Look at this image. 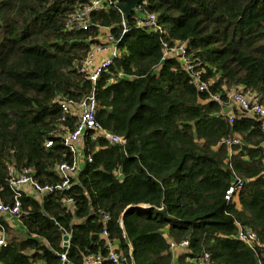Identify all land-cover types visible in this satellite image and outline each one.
<instances>
[{"label":"trees","instance_id":"16d2710c","mask_svg":"<svg viewBox=\"0 0 264 264\" xmlns=\"http://www.w3.org/2000/svg\"><path fill=\"white\" fill-rule=\"evenodd\" d=\"M88 1L0 0V201L11 202L9 169L29 170L40 187L60 184L55 169L71 160L62 137L76 117L58 101L88 94L79 70L100 28L120 54L96 82L94 120L124 141L85 132L82 167L67 188L20 194L24 234L0 217V264H59L62 233L63 264H82L105 256L102 230L126 264H264V138L255 119L232 110L229 122L222 112L230 92L264 106V0H141L126 19L111 6L89 12L84 31L66 28ZM147 15L162 34L135 26ZM161 42L184 47L207 92ZM233 136L238 145L221 143ZM238 227L257 245L238 241ZM164 236L185 241L188 253L172 261Z\"/></svg>","mask_w":264,"mask_h":264},{"label":"built area","instance_id":"2783aa9c","mask_svg":"<svg viewBox=\"0 0 264 264\" xmlns=\"http://www.w3.org/2000/svg\"><path fill=\"white\" fill-rule=\"evenodd\" d=\"M117 0H89L80 9L73 12L66 20L65 27H75L78 30H86L88 27V13L91 11L106 10L113 6ZM120 12V10L118 9ZM134 12L138 13V5L133 9ZM121 13V12H120ZM136 27L152 28L156 30L157 33L162 34V30L159 26L155 24V18L153 15H147L144 19L135 21ZM120 32L124 34L127 29L123 22L120 23ZM99 33L95 37V42L90 44L86 53V56L80 66V73H83L85 79L90 83V89L86 96H84L78 102H73L72 100L62 98L58 101V106L61 114L74 115L76 117L75 125L72 131L65 133L62 137V144L67 148L71 155V160L69 163L63 162L57 165L56 173L60 178V184L56 186H43L37 185L31 178L30 172L27 169H23L19 172H14L12 169L8 170L9 180L8 187L11 191V202L3 203L0 201V217L9 216L12 218L18 217L19 212V197L24 190H28L29 196L38 197L41 194L51 191L52 189L67 188L71 180L75 179L78 172L76 166L77 152L76 144L80 140L85 132H91V139L99 136L104 138L110 144L124 143L121 137L110 135L102 131L94 120L95 112V99L94 92L96 88V82L100 75L106 73L107 69L112 63V60L117 58L120 54V50L116 46V41L110 36L106 28L98 29ZM163 49V55L176 56L184 73L189 77L192 86L199 92H207V83L200 80V74L195 71V65L189 60L188 56L185 54L184 47L182 45H174L172 47H167L166 44L160 43ZM107 82V80H105ZM209 100L220 103L218 97L210 95ZM227 104L225 106V111H222L225 116L228 117V121L232 118V110H236L238 113L253 118L257 122L259 133L264 138V106L258 104L256 99L251 98L248 94L230 92L226 94ZM220 105V104H219ZM227 148L239 144V138L233 136L230 139L221 141ZM50 142H46L45 148L50 146ZM264 150V146H263ZM87 161L89 159L87 158ZM262 166L264 167V154L262 157ZM234 193V188L229 187L223 195V199L228 202L232 201V194ZM68 205L70 203L69 199L65 200ZM103 222L107 220L104 215L102 217ZM120 226V224H119ZM100 236L104 239L105 243V256L100 255H87L83 258L82 264H103L107 262L109 264H126L123 256L118 252L117 247L110 240L106 238V232L101 231ZM235 238L246 245L249 249H252L257 243L255 236L249 230L238 227L235 234ZM5 245L4 231L0 227V249ZM167 248L171 256H173L174 251L180 250L183 253H188L187 243L181 241L179 243H174L172 241H167ZM130 253V247H128V254ZM206 257L204 256V260ZM59 261L61 264L64 262V254L60 255Z\"/></svg>","mask_w":264,"mask_h":264},{"label":"crops","instance_id":"0c3cea01","mask_svg":"<svg viewBox=\"0 0 264 264\" xmlns=\"http://www.w3.org/2000/svg\"><path fill=\"white\" fill-rule=\"evenodd\" d=\"M223 111H225V109H223ZM81 149H82V138L80 140H78L77 141V144H76L77 160H76L75 163H76V166H77L78 169H81V167H82V162L81 161H82V157L83 156H82V153H81ZM23 193L29 194L28 190H24ZM3 219H4V222L7 225V227L10 228V229H12V230H14L15 233H16L17 226H19V225L21 226V224L19 223V221H18L17 218H12V217H9V216H4ZM165 239L167 241H169L168 238L165 237ZM60 249H61V246H60ZM178 254H184V253L182 251H180V250L174 251L173 256H171L172 257V261L175 260V256L178 255Z\"/></svg>","mask_w":264,"mask_h":264},{"label":"water","instance_id":"95a60500","mask_svg":"<svg viewBox=\"0 0 264 264\" xmlns=\"http://www.w3.org/2000/svg\"><path fill=\"white\" fill-rule=\"evenodd\" d=\"M141 2V0H117L114 6L120 10L123 18L126 19L131 11ZM68 247V237L62 233L61 254H65ZM61 264V263H59Z\"/></svg>","mask_w":264,"mask_h":264},{"label":"rangeland","instance_id":"374dc122","mask_svg":"<svg viewBox=\"0 0 264 264\" xmlns=\"http://www.w3.org/2000/svg\"><path fill=\"white\" fill-rule=\"evenodd\" d=\"M223 111V110H222ZM16 233L18 234V235H23L24 234V230H23V228H22V226H17V228H16Z\"/></svg>","mask_w":264,"mask_h":264}]
</instances>
